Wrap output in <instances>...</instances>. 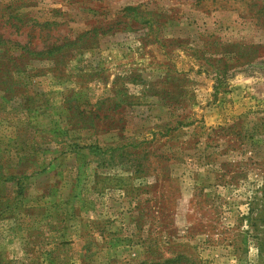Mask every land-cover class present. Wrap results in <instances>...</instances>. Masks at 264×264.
<instances>
[{"label": "rangeland", "instance_id": "rangeland-1", "mask_svg": "<svg viewBox=\"0 0 264 264\" xmlns=\"http://www.w3.org/2000/svg\"><path fill=\"white\" fill-rule=\"evenodd\" d=\"M168 258L264 264V0H0V264Z\"/></svg>", "mask_w": 264, "mask_h": 264}, {"label": "trees", "instance_id": "trees-1", "mask_svg": "<svg viewBox=\"0 0 264 264\" xmlns=\"http://www.w3.org/2000/svg\"><path fill=\"white\" fill-rule=\"evenodd\" d=\"M125 10H130V11H137L138 10V8L137 7H133V6H128V7H126L125 8ZM23 53L25 54V53H30L31 51L29 50V49H27L26 47L25 48H23ZM177 261V258H168V259H166V261H164V263L163 264H170V263H175Z\"/></svg>", "mask_w": 264, "mask_h": 264}]
</instances>
